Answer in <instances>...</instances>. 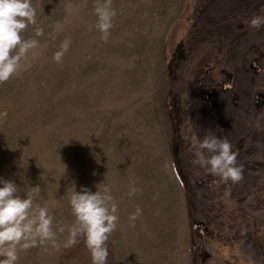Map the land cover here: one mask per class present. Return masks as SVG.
Here are the masks:
<instances>
[{
    "label": "rangeland",
    "instance_id": "obj_1",
    "mask_svg": "<svg viewBox=\"0 0 264 264\" xmlns=\"http://www.w3.org/2000/svg\"><path fill=\"white\" fill-rule=\"evenodd\" d=\"M31 3L21 35L38 44L0 82V177L21 195L39 184L34 207L64 231L17 264H91L82 236L64 246L73 186L114 198L106 264H264V26L246 23L264 0H112L107 40L103 0ZM192 133L227 139L242 178L215 183L192 162Z\"/></svg>",
    "mask_w": 264,
    "mask_h": 264
},
{
    "label": "clouds",
    "instance_id": "obj_2",
    "mask_svg": "<svg viewBox=\"0 0 264 264\" xmlns=\"http://www.w3.org/2000/svg\"><path fill=\"white\" fill-rule=\"evenodd\" d=\"M94 12V27L98 29L100 38L107 40L116 15L112 0L97 3ZM261 13L253 14L246 23L255 29L264 26V8ZM36 23V11L31 0H0V82L15 74L21 60L38 44L36 39L21 35L28 25ZM35 35H43V29L36 27ZM69 45V39L62 41L59 49L53 53V60L59 63ZM6 115V110H0V118ZM186 138L190 140L194 153L192 162L211 176L218 177L215 183H235L242 178V166L236 162L237 153L227 139L215 135L198 139L195 133ZM135 191V187L130 188L129 195ZM40 196L39 184L28 186L21 195L17 183L0 177V264H17L20 251L38 244L51 243L56 246L57 233L63 232L64 226L53 227L54 216L46 204H36L34 207ZM68 202L74 221L67 228L64 246L77 243L82 236L90 253L91 264H106L108 250L105 242L119 220L111 191L107 186L102 189L96 187L95 191L86 186H81V190L77 191L73 186L68 193ZM141 213L139 206L129 213L130 223L134 225ZM221 251L227 259V249Z\"/></svg>",
    "mask_w": 264,
    "mask_h": 264
}]
</instances>
